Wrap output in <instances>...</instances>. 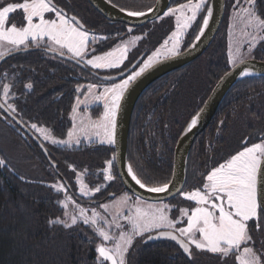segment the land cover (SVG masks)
<instances>
[{"label": "trees", "instance_id": "16d2710c", "mask_svg": "<svg viewBox=\"0 0 264 264\" xmlns=\"http://www.w3.org/2000/svg\"><path fill=\"white\" fill-rule=\"evenodd\" d=\"M18 1L23 0H0V4ZM107 1L120 10L140 12L148 11L155 3V0ZM190 1L170 0L169 8ZM208 2L184 35L182 51L196 38ZM53 3L75 16L84 30L96 37L95 52L106 51L124 39L122 27L119 24L109 25L87 1L53 0ZM234 4L235 0H225L222 24L206 52L191 66L174 71L150 85L134 107L128 133L127 163L147 185L170 181L173 152L180 134L198 113L218 80L232 68L228 63L225 29L227 13L235 8ZM256 11L264 16V0H256ZM170 26L169 19L162 17L137 29L135 33L141 37L140 43L147 42L150 46L136 51L133 61L145 57L161 45L169 35ZM100 35H104V41L97 39ZM252 59L264 62V40L254 49ZM87 73L98 75L74 60L64 61L44 52L18 55L0 66V102L4 104L2 88L8 84L7 103L13 105L17 112L8 111L29 131L34 133L30 125L36 123L38 127L49 130L55 139L64 140L70 128L68 117L74 102L85 93L83 90L78 94L76 90L88 82L82 77ZM27 84H31L32 88L28 89ZM4 106L7 108V105ZM0 124L7 126L6 131L13 142L23 147L20 142L28 141L23 151L30 155V161L35 163L40 175L38 179H29L20 176L8 165L0 166V264H97L96 245L100 238L93 228L77 223L66 229L49 221L57 218L64 220V208L59 201L64 200L67 194L80 204L87 205L74 193L71 181L74 178L73 169L76 173L85 170L86 178L94 176L106 161H112L113 157L114 162L113 147L83 143L70 147L48 146L42 143L49 160L56 165L54 170L34 142L1 111ZM262 141L264 76L247 77L231 87L207 129L193 142L183 192L202 189L210 171L226 163L245 147ZM113 170L121 191L125 192L114 163ZM57 181L66 193H57L51 187ZM112 190L109 188L108 192ZM105 195L106 192L101 193L95 204L106 200ZM169 202L176 203V200ZM178 204L182 208L190 206L186 201ZM261 231L264 248V230ZM130 248L126 264H187L179 248L170 240L154 243L140 239L133 242ZM197 259L202 263L215 264L210 254Z\"/></svg>", "mask_w": 264, "mask_h": 264}, {"label": "snow or ice", "instance_id": "6c2138e0", "mask_svg": "<svg viewBox=\"0 0 264 264\" xmlns=\"http://www.w3.org/2000/svg\"><path fill=\"white\" fill-rule=\"evenodd\" d=\"M246 3L249 6L242 9L247 17L246 27L254 32L249 46L250 53L258 40H264V16L256 11V0H246ZM204 4L205 0H200L195 5L183 4L178 9H170L165 15L175 14L181 9L190 10L192 15L186 18L183 25V27H188V22L196 19L197 12ZM17 10H22L23 20L26 22L20 27L16 24H9L10 14L17 12ZM211 11L209 8L208 15L203 17L201 35L208 25ZM48 13H54L55 19L46 18ZM126 14L129 17L145 15L144 12L140 11H127ZM179 19L177 17L178 22ZM36 20L38 22H34ZM173 36L176 37L178 34L174 33ZM45 38H47L46 41ZM92 40L95 41L96 37L93 36ZM41 43H47L50 51L57 52L61 56L70 54L69 58L76 63H82L84 66H91L94 69L119 67L127 51L126 48H118L104 55L86 59L88 55L86 48L89 44L88 32L84 30L83 24L76 17L68 18L63 9H58L53 0H23V2L0 4V47L10 46L7 50L12 52L26 50L30 46L39 47ZM176 43H179L178 39ZM171 54H177L176 45L173 46ZM4 55L5 53L0 51V58H3ZM238 55V47L235 54L230 50L229 63L234 64ZM152 63L153 60L149 57L139 71L134 72L121 83L113 84L112 87L105 89L103 120L106 122V134L100 141L102 144L114 143L113 131L120 100L130 82L140 77L152 66ZM240 75L247 77L252 73L245 69L241 71ZM26 87L31 89L32 85L27 84ZM91 87L90 85L89 88ZM79 91L80 88H77V92ZM9 92L10 86L5 84L3 86L5 100L0 107L7 105L6 110L10 109L11 113H16L17 109L7 103ZM75 111L76 107L74 106L73 112ZM20 122L17 121V123ZM197 122V117L194 116L188 124L187 131H191ZM108 125H111L112 131L107 130ZM30 127L41 134L43 139L51 140L54 145L70 143V141L52 138L47 129L38 127L36 123H32ZM72 135L73 133L70 131L68 136L71 138ZM3 165L4 161L0 160V166ZM262 165H264V141L245 147L226 163H222L210 171L205 177L202 189L198 188L191 192L178 190L185 200L195 204V207L191 208L190 214L188 210L181 209V219L179 220L169 217L165 211L168 209V205L157 207L148 204L145 206L144 202L137 198L134 208L129 207L127 216L117 212L111 221L104 220L103 226L98 225V221L102 219L98 213L93 211L92 216L89 217L82 208L79 209L78 216L72 215L70 217V223L60 218L50 220L49 223L62 225L68 229L76 226L79 220L83 224L91 226L97 236L101 238V242L96 245L97 264H126L125 257L133 244L134 237L143 236L146 232H155V235L148 236L147 239L149 240L164 238L174 241L189 260L195 258L196 252H206L219 256L221 260L234 256L236 264H264V251L258 252L252 246L254 245L253 237L250 234L252 226L249 224V221H255L257 231L264 230V199H258V184L261 183L258 177L262 171ZM112 167V161L108 160L101 170L103 180L106 182L115 179ZM127 174L140 189L147 193L164 194L169 191V182L147 185L136 175L131 166L128 167ZM76 176L82 196L94 195L101 191L100 187L89 189L85 186L79 172L76 173ZM51 187L57 193L65 191L62 185H52ZM128 199L127 196L122 197L117 204H127ZM67 200L68 198L65 197V200L59 201L60 206L64 209L68 207ZM101 207L106 211L109 209L107 204L101 205ZM64 215L67 217L69 214L65 211ZM183 217L187 218L186 226L178 227V225L183 224ZM121 218L131 226L129 231L123 230L124 226L119 222ZM113 227L120 229L118 237L109 231ZM109 241L113 243L112 247L107 246Z\"/></svg>", "mask_w": 264, "mask_h": 264}, {"label": "rangeland", "instance_id": "374dc122", "mask_svg": "<svg viewBox=\"0 0 264 264\" xmlns=\"http://www.w3.org/2000/svg\"><path fill=\"white\" fill-rule=\"evenodd\" d=\"M18 2H23V1H18ZM199 2H200V0H192V1H190L188 3H184V4L195 5ZM10 3H17V2H10ZM206 3H207V0H205L204 5H206ZM234 5H235V8H233L232 10H230L227 13V23H226V29H225L228 63H229V52H230V50L233 52V54H235L237 47L239 48V55L236 56L234 64L229 63V65L231 67H234L235 65L239 64L241 61L252 59L254 49L257 48V45L262 41V40H258L255 43V47L252 48L251 52L249 53V46H250V43L252 42V35L254 34V32L252 29L246 27L247 17L242 12V9L248 7L249 5L246 3V0H235ZM179 7H180V5L170 7L166 10L165 13H168L170 9H178ZM199 11L197 12V14L199 13ZM23 15L24 14H23L22 10H17V12L11 13L9 24H16L18 27L23 26L26 23L23 20ZM191 15H192V12L188 9H181L180 11L176 12L175 14H169V15L164 14L163 17L166 19H169V25L172 26V27L170 26L171 28H170L169 35H167L166 39L162 42L161 45H159L155 50L150 52L146 57H144L140 61V63L137 65L134 72L139 71V69L141 67H143L144 64L148 61L149 57L152 58V60H153L152 65H153V64H155V63H157L163 59L171 58L173 56L178 55L182 51V47H183L182 43H183L184 35L191 29V27L194 25V23L197 19V16H196L195 20L188 22V27H183L186 18L191 17ZM177 17L180 18L179 22L177 21ZM46 18L55 19V14L54 13H48V14H46ZM34 22H38V20H36ZM178 24H179V27H178ZM174 33H177L178 36L174 37L173 36ZM92 37H93V35L89 34V44H88V47L86 48V52L88 53V55L86 56V59H91L93 56H97V55H104L105 53L115 51L118 48H126L127 49V51L125 53V58H124L123 62L120 64V66L117 68L94 69L91 66H85V67L89 68L90 70L97 72V74L99 76L95 75L96 76L95 77V76L91 75L90 73H87L86 75L85 74L82 75V77L85 80H87L88 82L86 84H84L83 86L78 87V88H80V91L78 92V94H80L83 90L85 93L83 94L82 97L78 96L76 98L74 105H73V107L74 106L76 107V111L73 112V107H72L71 112H70L69 117H68L69 124H70V128L68 130V133L71 131L73 133V135L70 138L67 134V137H66V139H64V141H70V143L63 144V145H54L51 143V140L43 139V136L41 134H39L35 130H33L35 137H37L38 141L41 144L45 143V144H48V146H67V147L69 146L70 147V146H77V145L83 143L86 145L105 146V147H109V148L113 147V144H102L100 142L101 139H103L105 137V134H106V128H105L106 122L103 120V116H104V112H105V107H104L105 100L103 99V94H104L106 88L112 87L113 84L121 83L123 80L127 79L128 76L134 74V72L129 74L125 78L118 80V81H114V82H104L100 79V77L112 76V74L113 75L118 74L117 72H119V73H121V71L123 72V70L127 67V65H129L131 62H132V64L135 63L137 61V59L140 58V57H138L133 62V60L136 57V55H135L136 51H139L140 49H142L146 46L149 47L150 43H147V42H141L140 43V37L138 35H128L123 40L114 44L108 50L103 51V52H95L93 47L95 46L96 42H94L92 40ZM137 37H138V39H137ZM170 37H171V39H170ZM46 39L47 38H45V41H46ZM97 39L100 41H104V35H100ZM177 39L179 41L178 44L176 43ZM165 42H167V43H165ZM174 45H176V52H177L176 55L171 54V50L173 49ZM40 46H41V48L48 50L47 43H44V45H42V43H41ZM8 47H10V46L0 47V51H3L5 53V55H8V54L13 53V52H17V51L9 52L7 50ZM32 47L38 48L35 46H32ZM32 47L30 46L28 49H31ZM28 49H26V50H28ZM54 53H57V52H54ZM57 54H59V53H57ZM117 55H119V53H117ZM69 56H70V54H66L64 57L69 58ZM71 60H73V59H71ZM80 64H82V63H80ZM66 65H69V64H66ZM90 85L92 86L91 88H89ZM2 92H3V88H2ZM3 96H4V93H3ZM98 97H99V99H98ZM3 98L5 99V97H3ZM7 124H8V122H7ZM6 128H7L6 125L0 124V160L4 161V165H6V166L8 165V166L12 167L13 168L12 170L15 171L17 174H19L20 176H24L25 178H29V179H38L40 177V175L36 169L35 163L30 161V155H28L27 152L25 153L23 151V147L25 146V144L27 145L28 141L26 140L27 143L26 142H20L23 144V147L21 144H17L16 142H13L10 139V135L6 131ZM107 130L112 131L111 125H108ZM48 132L50 133L49 130H48ZM32 134H33V132H32ZM51 137L54 138L52 135H51ZM113 138H114V131H113ZM113 163L114 162H113V157H112V165H113ZM104 167H105V165H104ZM104 167L97 170V172L95 174H93L94 176H91L89 178H86V171L85 170L78 171L81 174L80 178H81V180L85 186H87L89 189H94L96 187H100V189H101L100 192H96L94 195H90V196H82L80 194L81 189H80V185L77 183L76 172L75 171L72 172V175L74 176V178L71 181H72V187H73L74 193L78 197L85 200L87 202V205L86 204H80L78 201H76L75 199H73L71 196H69L67 194L65 197L68 198V200L66 201L68 203V207H67V209H64V213H65V211H67L69 215L67 217L64 215V220H67L70 223L71 222L70 217L72 215L78 216L79 215V209L82 208V209H84L85 214L89 217L92 216L93 211L98 213L99 216L102 218L98 221V225L103 226L104 220L111 221L113 218V215H115L117 212L122 213L123 216H127L129 213V207L134 208L135 201L137 198H133V197H131V195H127V193L121 191L120 186H119V182L116 180V178L110 182H106L103 180V173L101 170ZM112 172L114 175L113 167H112ZM204 183H205V181H204ZM53 185H62V184L59 181H57ZM109 188H112L113 190L111 192H108ZM63 192L66 193V190ZM104 192H106V195H105L106 200H104L100 204H93V202H96L95 200H98L100 194L104 193ZM108 194L113 195V197L110 198ZM125 196H127L129 198L127 201V204H117V202L120 201L121 198L125 197ZM177 199H178V201H176L177 204L180 203L181 201H186L190 204V206L185 207V208H182V207L179 208L177 206L174 207L172 205H169L166 202H162V203H147L144 201L143 202H144L145 206L148 204H151V205H154L157 207L163 206V205H168L169 207L165 211L167 212L169 217L179 220V219H181V211L180 210L186 209L189 211V214H190V210H191V208L195 207V204L192 201L185 200L182 195H179L177 197ZM104 204L109 205V209L107 211L103 207H101V205H104ZM119 222L124 226L123 230L125 232L130 230L131 226L128 225L122 218L119 220ZM183 222L184 223L182 225L181 224L178 225V227L179 226H186V222H187L186 217L184 218ZM78 223L83 224L82 221H79V220H78ZM249 224L252 226L251 227V233H250L251 236L253 237V241H254V245H252V246L258 252L264 251V248H262L263 232L257 231V229L255 227V221H249ZM109 231L115 233V235L118 237L120 229H116L115 227H113V228L109 229ZM149 235H155V232H152V233L146 232V233H144L143 236H136V237H134L133 242L140 240V239H147ZM100 242H101V238L99 240V243ZM107 246L112 247L113 243L111 241H109V242H107ZM130 249L131 248H129V250L126 254V257L129 253ZM200 253H203L201 255L203 257L206 256L207 254H210V257H212V259L214 258V256L218 257V259H216L214 261L215 264H220V262L223 261L217 255H214L211 253H206V252H200Z\"/></svg>", "mask_w": 264, "mask_h": 264}, {"label": "water", "instance_id": "95a60500", "mask_svg": "<svg viewBox=\"0 0 264 264\" xmlns=\"http://www.w3.org/2000/svg\"><path fill=\"white\" fill-rule=\"evenodd\" d=\"M86 1L91 6V8L94 9V11L97 12L107 22L125 26L126 33L128 34L132 33L137 28H141L148 23L158 20L165 14L166 10L170 6V0H155L153 7L144 12L145 15L140 17H129L126 14L127 11L120 10L119 8L109 3L107 0ZM209 8H211L212 10L211 15L209 16V22L202 35L200 34L199 30L197 34V36H199V39H197L196 36V38L188 48L181 51L176 56L163 59L153 64L144 73H142L140 77L132 81L129 84L128 88L125 90L120 100L119 108L116 112L113 143L114 166L116 175L121 183L123 190L127 194L135 198H139L140 200L147 203L168 202L180 195L178 190L183 191L186 182V166L192 144L194 140L206 130L228 91L238 81L244 78L264 76V62L250 59L235 65L218 80V82L210 92L208 98L206 99L198 113L195 115L198 121L197 125L193 127L191 131H187V125L176 142L173 152V166L168 192L164 194L147 193L143 189H140L139 186L130 179L127 174V170L129 167L127 163V142L134 107L141 94L150 85L174 71L189 66L206 52V50L215 39L222 24L225 13V0H209L205 15H208ZM71 17L73 16H70L69 18ZM202 26L203 22L201 27ZM36 51L44 52L50 56H57L64 61H73L67 57L61 56L47 49L31 48L28 50L17 51L5 55L3 58H0V66L3 62L12 57ZM140 60L141 58L137 59L135 63H133L128 69L124 70L121 73L107 77H100V79L104 82H114L121 80L135 69ZM245 69H247L248 71L253 70L255 74L247 77H242L240 73ZM0 105L3 104L0 102ZM0 111L27 137L33 140L35 145L43 153L44 157L48 160V163L55 170L56 165L49 160L43 145L38 141V139L21 122L17 123L18 120L16 118L13 119V115L8 110H6L5 106L0 107ZM258 179H260L261 181V183L258 184V199H264V165H262V171ZM109 197L111 198L113 197V195H109ZM165 240L167 239H164L163 241ZM174 244L176 243L174 242ZM177 247L179 248L178 245Z\"/></svg>", "mask_w": 264, "mask_h": 264}, {"label": "flooded vegetation", "instance_id": "af4514ba", "mask_svg": "<svg viewBox=\"0 0 264 264\" xmlns=\"http://www.w3.org/2000/svg\"><path fill=\"white\" fill-rule=\"evenodd\" d=\"M86 1V0H85ZM59 2H61V1H59ZM57 7L59 6L58 4L56 5ZM59 7H61V6H59ZM59 7H58V9H59ZM62 8V7H61ZM70 16H73L72 14H67V17L69 18ZM75 17V16H74ZM82 17V16H81ZM163 17V16H162ZM161 17V18H162ZM160 19V18H159ZM81 20V19H80ZM157 21V20H156ZM109 25H111V23H109V22H107ZM122 28H121V30H124L125 31V33L123 34L124 35V38L126 37V36H128V35H137L135 32H136V30L137 29H140V28H137V29H135L132 33H130V34H128V33H126V27L125 26H122V25H120ZM144 27V26H143ZM142 28V27H141ZM140 37V36H139ZM140 41H141V37H140ZM42 45H44V43H42ZM38 48H40V49H44V48H41V46H39ZM147 56V55H146ZM145 56V57H146ZM57 57V56H56ZM141 58V60L144 58V57H140ZM140 60V61H141ZM72 62V61H71ZM134 62V61H133ZM140 63V62H139ZM132 64V62L124 69V70H126V69H128L129 67H130V65ZM137 67V66H136ZM136 67H135V69H136ZM134 69V70H135ZM123 70V71H124ZM134 70L133 71H131L129 74H131V73H133L134 72ZM122 72V71H121ZM117 73H119V72H117ZM128 74V75H129ZM127 75V76H128ZM99 76V75H98ZM96 77V76H95ZM125 78V77H124ZM30 132H32V131H30ZM203 133V132H202ZM201 133V134H202ZM34 134V133H33ZM200 134V135H201ZM35 136V135H34ZM37 138V137H36ZM28 139L29 140H31V141H33L31 138H29L28 137ZM195 141V140H194ZM194 191V190H193ZM188 192V191H187ZM189 192H191V191H189ZM109 195V194H108ZM107 195V196H108ZM131 197H133V196H131ZM178 197V196H177ZM177 197L176 198H174V199H172V200H176V201H178V199H177ZM133 198H135V197H133ZM172 200H170V201H172ZM94 204H95V202H93ZM166 203H168L169 205H172V206H177V207H181V206H179V204H177V203H175V202H173V203H170L169 201L168 202H166ZM256 223V222H255ZM164 240V238H160V239H152L151 240V242H154V243H156V242H161V241H163ZM174 243V242H173ZM176 245V244H175ZM177 246V245H176ZM193 251H195L194 249H193ZM180 253H181V255L186 259V262H187V264H206V263H202V262H199V260L197 259L198 257H199V259H200V256L203 254V253H200V252H196V254H195V258L193 259V260H189L188 259V257L183 253V251L182 250H180ZM216 259H218V257H216V256H214V260H216ZM220 264H236V261H235V257L234 256H229V257H227V258H225L223 261H221L220 262Z\"/></svg>", "mask_w": 264, "mask_h": 264}, {"label": "bare ground", "instance_id": "6f19581e", "mask_svg": "<svg viewBox=\"0 0 264 264\" xmlns=\"http://www.w3.org/2000/svg\"><path fill=\"white\" fill-rule=\"evenodd\" d=\"M191 66V65H190ZM187 67H189V66H187ZM249 72H251L252 73V75H254L255 74V72L253 71V70H249ZM130 179H131V177H130Z\"/></svg>", "mask_w": 264, "mask_h": 264}]
</instances>
